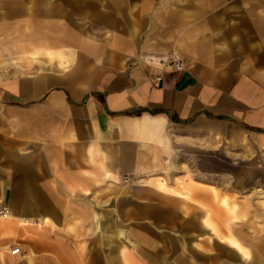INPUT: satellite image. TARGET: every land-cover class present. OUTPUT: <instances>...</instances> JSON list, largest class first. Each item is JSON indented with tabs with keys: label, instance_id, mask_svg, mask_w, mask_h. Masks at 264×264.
I'll list each match as a JSON object with an SVG mask.
<instances>
[{
	"label": "crops",
	"instance_id": "obj_1",
	"mask_svg": "<svg viewBox=\"0 0 264 264\" xmlns=\"http://www.w3.org/2000/svg\"><path fill=\"white\" fill-rule=\"evenodd\" d=\"M172 49L180 69L148 59ZM218 138L264 143V0H0V203L11 213L0 219V264H36L8 244L78 198L114 193L124 206L131 190L188 213L175 228L169 208L143 211L153 221L138 238L119 219L129 250L182 264L186 241L193 264H264V246L250 255L193 181L174 186L186 196L162 192V180L115 183L193 172V145Z\"/></svg>",
	"mask_w": 264,
	"mask_h": 264
},
{
	"label": "rangeland",
	"instance_id": "obj_2",
	"mask_svg": "<svg viewBox=\"0 0 264 264\" xmlns=\"http://www.w3.org/2000/svg\"><path fill=\"white\" fill-rule=\"evenodd\" d=\"M150 57L152 56L148 58ZM10 61L8 59V65ZM26 65L29 64L23 66ZM158 180L164 182L163 190L174 191L175 194L181 191L184 196L188 190L174 186L193 181V190L197 189L202 193L201 196H196L197 200L210 206L218 222H232L242 234L241 240L249 246L250 255L259 256L258 249L264 246V143L258 147L252 140L239 138V142L226 141L223 146L222 139L218 138L212 142L193 145V172L173 171L168 172L164 178H125L115 183L134 189L139 185H154ZM120 195L128 199L124 206L116 205L118 198L114 193L82 196L71 203L69 212H64L61 220L50 219L41 227L33 228V225L28 232L30 239L22 237L11 241L7 248L20 246L22 255H32L36 264H51L54 261L59 264H88V260H96L98 264H163L165 255L160 256L159 251L154 252V258L150 260L146 250H135V246H130L132 249L129 250L126 237H130L131 233L118 228L119 219L131 231L136 232L137 234L132 235L138 238L137 235L142 230L146 234L144 226L153 221L149 217H143L148 210L161 212L169 208L167 210L171 214L176 213L175 228L188 212L180 207L173 208L175 213L172 212V206L164 203V195L160 193L145 195L131 190ZM191 197L193 200V196ZM113 202L114 205L111 206ZM231 210H234L235 216L231 215ZM101 229L102 246L95 240ZM183 233L190 236L193 229ZM173 234L177 236L179 231ZM116 241L119 248L108 252L107 249ZM130 241L134 240L131 238ZM157 243L160 244L161 240ZM36 244L40 247H35ZM180 246L183 249L180 258L185 262L182 264H193L190 250L184 247L186 241ZM124 252L127 254L124 255ZM259 257L264 259V254ZM178 262L180 264L181 261ZM21 263L24 264L23 257ZM28 264H31L30 261Z\"/></svg>",
	"mask_w": 264,
	"mask_h": 264
},
{
	"label": "built area",
	"instance_id": "obj_3",
	"mask_svg": "<svg viewBox=\"0 0 264 264\" xmlns=\"http://www.w3.org/2000/svg\"><path fill=\"white\" fill-rule=\"evenodd\" d=\"M151 61H155V63L159 64V66H166V65H172L177 69H180L183 67V58L180 54V52L176 49H172L165 54H162L160 56L150 57L148 58ZM9 211V206L6 203H0V217L7 214ZM20 248L19 246L12 247L10 249V253L16 254L19 253Z\"/></svg>",
	"mask_w": 264,
	"mask_h": 264
},
{
	"label": "bare ground",
	"instance_id": "obj_4",
	"mask_svg": "<svg viewBox=\"0 0 264 264\" xmlns=\"http://www.w3.org/2000/svg\"><path fill=\"white\" fill-rule=\"evenodd\" d=\"M33 52V51H32ZM67 55V54H66ZM57 56V55H56ZM163 184L161 183V182H159L158 184H157V188L158 189H160L162 192H164V193H174V191L173 192H170V191H165V190H163ZM176 192V191H175ZM178 193L179 194H176V195H180V196H184V193H182L181 191H178ZM10 215H11V213L8 211L7 212V214H5L4 216H2V217H0V219H2V218H10ZM203 221L206 223V224H209V222H208V220L207 219H203ZM21 222H23V223H26L27 221H26V219L25 220H21ZM29 222V221H28ZM31 222V221H30ZM113 229V228H112ZM217 229V228H216ZM110 231V230H109ZM111 232H114V231H111ZM214 232V231H213ZM108 234H110V233H108ZM217 234V233H216ZM117 235V234H116ZM223 235V234H222ZM118 236H119V234H118ZM220 237V236H219ZM102 238V237H101ZM118 238H120V237H118ZM224 238V240H227L229 243H231L232 245H234V246H236L237 247V250H238V248H239V250H241L242 251V253H243V255L246 257V258H248L249 259V253H248V251L246 250V248L245 247H243V246H241L240 244L241 243H239L236 239H234L231 235H228V236H225V237H223ZM110 239V238H109ZM222 239V238H221ZM112 240V239H111ZM209 240V239H208ZM101 242H102V240H101ZM111 243V242H110ZM109 243V244H110ZM112 246L111 247H109V249H107L108 250V252H112V251H114L115 249H118L119 248V246H118V242L116 241L115 242V244L114 243H112L111 244ZM240 251V252H241ZM125 254H127V253H125L124 252V255ZM102 257H103V255H102ZM143 258H145V257H143ZM88 264H98L97 262H96V260H88Z\"/></svg>",
	"mask_w": 264,
	"mask_h": 264
}]
</instances>
